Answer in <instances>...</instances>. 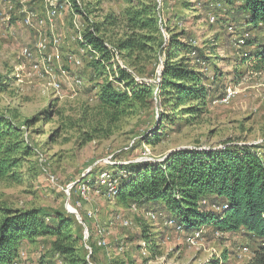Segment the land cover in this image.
I'll return each mask as SVG.
<instances>
[{
  "label": "rangeland",
  "instance_id": "374dc122",
  "mask_svg": "<svg viewBox=\"0 0 264 264\" xmlns=\"http://www.w3.org/2000/svg\"><path fill=\"white\" fill-rule=\"evenodd\" d=\"M79 2L88 11V18L75 7L66 8L63 16L39 32L25 27L23 11L32 7L43 16L46 0H1L0 113L11 117L20 129V160L12 173L0 177V204L68 213L77 209L74 228L81 237L79 253L87 264H205L211 258L218 264H244L248 255H240L238 248L246 245L251 250L252 244L243 232L219 235L205 227L200 246L191 247L184 236L145 218L152 207L131 206L109 197L100 172L115 173L120 165L160 160L171 150L189 147L247 143L264 154V62L255 61L252 55L264 45V30H252L247 43L239 46L236 38L243 34L246 23L237 10V0H164V19L177 12V18L170 22L171 30L184 17L178 30L184 29L192 44L204 50L205 62L201 64L212 92L204 113L190 119L183 116L180 126L171 124L158 130L163 108L157 86V97L150 108L137 107L112 119L98 101L100 85L110 76L104 73L92 77L90 63L97 56L77 38L91 22L110 14L120 22L106 36L115 42L124 33L130 6L155 3L158 14L157 0ZM42 6L44 13L40 11ZM212 15L216 16L213 22ZM39 34L48 39L43 51L36 48ZM27 46L32 50L29 58L21 56V49ZM57 50L60 58L48 63V55ZM163 58L157 51L150 53L135 75L144 83L157 81ZM53 76L61 85L59 90L50 86ZM229 87L237 91L235 96L227 104L218 102ZM26 119L36 121L26 124ZM152 133L155 138L148 144L144 137ZM146 147L151 150L148 157L142 154ZM79 182L88 185L90 200H82L77 190ZM89 211L92 218L87 216ZM118 216L129 217L133 225L122 227ZM96 223L106 227L108 244L104 248L95 246ZM144 233L148 237L156 235V240L149 237L154 242V255L141 252ZM51 242L52 238L46 237L20 249L21 259L16 264H64L51 251Z\"/></svg>",
  "mask_w": 264,
  "mask_h": 264
},
{
  "label": "trees",
  "instance_id": "16d2710c",
  "mask_svg": "<svg viewBox=\"0 0 264 264\" xmlns=\"http://www.w3.org/2000/svg\"><path fill=\"white\" fill-rule=\"evenodd\" d=\"M70 1L88 18L89 13L79 0ZM237 1V10L246 23L243 34L264 30V0ZM175 18L177 12L173 11L161 23L155 3H133L126 11L124 33L117 41L106 38L111 29L120 26L116 16L107 14L85 29L81 45L91 47L88 50L93 56L99 53L90 63L92 77L104 73L113 76L112 80L101 83L98 94L99 105L112 119L137 107L150 108L156 100V86L161 92L159 101L163 108L158 130L171 124L180 126L183 116L195 118L206 111L212 90L201 64L205 62L204 50L192 44L184 29L178 30L184 17L171 30L170 22ZM162 28L170 34L167 40L162 36ZM107 44L120 55L124 68H114ZM262 46L252 54L259 63L264 62ZM156 51L164 56L159 81L136 82L137 68ZM35 121L26 119L25 123ZM19 131L11 117L0 113V177L12 173L20 160ZM154 136V133L145 136V141L152 144ZM113 174L118 180L115 198L120 202L152 207L173 216L185 228L184 239L202 227H210L221 235L243 232L252 244L251 257L244 264H264V154L256 145L226 143L219 148L174 149L160 160L120 165ZM44 210L0 204V264H16L21 259L20 249L46 237L52 238L51 251L64 264H87L79 253L81 237L78 228H74L75 214ZM151 236L156 240V235ZM149 237L144 233L140 242L147 243L151 256L154 242ZM95 246L98 247L96 243ZM205 264L218 263L211 258Z\"/></svg>",
  "mask_w": 264,
  "mask_h": 264
},
{
  "label": "built area",
  "instance_id": "2783aa9c",
  "mask_svg": "<svg viewBox=\"0 0 264 264\" xmlns=\"http://www.w3.org/2000/svg\"><path fill=\"white\" fill-rule=\"evenodd\" d=\"M1 2V0H0ZM46 2L48 3V7L46 12L43 14V16H41L36 10H25L23 11L24 13V17H23V24L25 25V27L27 28H32V29H36L37 31H41L40 28H43V26L45 25H52V22L58 18L64 15V11L65 9H73V4L70 0H46ZM164 4V0H157V6H158V10H159V16H160V22L162 23L164 21V17L162 15V8ZM27 9V8H26ZM75 16H78V14H75ZM210 19L212 20V22L214 20H216V16L212 15L210 17ZM74 23H76V21L74 20ZM2 24L0 22V29L2 27ZM229 30H233L234 27L233 25H230L228 27ZM162 31L164 33L165 36V40L168 39L169 35L168 32L166 31V29L162 28ZM39 38L37 39L36 42V48L39 51H43L47 48L48 45V39L46 37L43 38V36H41L42 34H39ZM249 37V33H244L241 36L236 38V43L239 46L244 45L246 42V38ZM77 38L83 42V36H82V32L78 33ZM54 41L56 42L57 40L54 38ZM109 50L111 51L113 57L111 59V62L113 63L114 68H117V66L124 68L125 64L124 61L122 60V58L120 57V55L117 53V51H115V49L112 47V45L107 44ZM91 50V47H88ZM94 52V50H92ZM56 54V55H54ZM32 55V50L27 46V47H23L21 49V56L25 57V58H29ZM95 55L97 56L96 58L99 57V53L96 52ZM56 58H60V54L58 52V50L56 51V53H52L50 55H48L47 57V61L48 63H53ZM77 63H80V61L75 60ZM35 68H37V65H35ZM50 71H52V68L49 69ZM107 70H109V67L107 68ZM63 73H65V71H62ZM160 74V71H159ZM159 74L157 75V81H155V79L151 82H148V84H152L154 82H158L159 81ZM135 80L138 83H144L140 78H138L137 76H135ZM110 80L113 79V76L110 75L109 77ZM78 84L82 83V80L78 79L76 81ZM146 83V82H145ZM50 86L56 90H59L60 88V83L57 81L56 77L53 76ZM121 87H123V85L120 84ZM236 90L233 89L232 87H229L226 92L224 93V95L222 97H220L217 101L222 103V104H227L230 102V100L235 96L236 94ZM155 97H157V91L155 93ZM143 156L148 157L149 155H151V150L146 147L145 150L143 151ZM148 159V158H145ZM100 179L102 180V182L104 184H106L107 186V195L109 197H113L115 198L116 194H117V177L109 170H102L100 172ZM77 190L82 198V200H90L89 198V187L85 182H79L77 183ZM203 203H206V200L203 201ZM215 209H220L219 207L214 206ZM75 214L78 215V211L77 209H74ZM88 218H92L93 217V213L91 211L88 212L87 214ZM145 218L156 223V222H160L161 225L165 228H169L172 229L173 231H175L177 234L184 236V234H186L185 228L184 226L179 223L176 218H174L173 216H167L165 215L162 211L159 210H154V209H147L146 213L144 214ZM120 221V224L122 227H126V228H130L133 225L132 220L129 217H121L118 216L117 217ZM204 230L205 227H202L200 229H196L194 230L192 233L188 234L185 236V242L191 246H200V244L202 243V241L204 240ZM86 232V230H85ZM216 234L221 235V233L219 231H216ZM95 235H96V240L95 243L98 247H106L108 244L107 241V231H106V227L96 223V228H95ZM85 238H87V234L85 235ZM141 252L144 256H148L149 255V250H148V246L147 243L145 241H142L141 243ZM238 251L240 252V255H244L247 254L248 255V259L251 257V251L249 249L248 246L246 245H241L238 248ZM22 254H24V252H22Z\"/></svg>",
  "mask_w": 264,
  "mask_h": 264
},
{
  "label": "crops",
  "instance_id": "0c3cea01",
  "mask_svg": "<svg viewBox=\"0 0 264 264\" xmlns=\"http://www.w3.org/2000/svg\"><path fill=\"white\" fill-rule=\"evenodd\" d=\"M0 4H1V2H0ZM32 8V7H31ZM30 8V9H31ZM34 10H37L36 8H34ZM38 11V10H37ZM40 11H42V13H44L45 11H44V8H43V6L40 8Z\"/></svg>",
  "mask_w": 264,
  "mask_h": 264
},
{
  "label": "water",
  "instance_id": "95a60500",
  "mask_svg": "<svg viewBox=\"0 0 264 264\" xmlns=\"http://www.w3.org/2000/svg\"><path fill=\"white\" fill-rule=\"evenodd\" d=\"M69 212H71V213L75 214V211H74V210H69Z\"/></svg>",
  "mask_w": 264,
  "mask_h": 264
}]
</instances>
